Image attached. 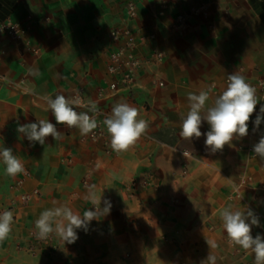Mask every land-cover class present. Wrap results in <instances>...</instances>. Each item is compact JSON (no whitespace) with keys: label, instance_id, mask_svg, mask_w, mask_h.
<instances>
[{"label":"crops","instance_id":"1","mask_svg":"<svg viewBox=\"0 0 264 264\" xmlns=\"http://www.w3.org/2000/svg\"><path fill=\"white\" fill-rule=\"evenodd\" d=\"M130 4L133 18L127 16ZM191 9L203 12L194 15ZM27 17V39L38 55L0 34V150L11 148L28 171L10 177L0 160V209L13 212L11 232L0 241V264H202L209 254L215 264L255 263L250 250L231 246L220 211L232 206L264 215L256 191L264 186V159L248 152L264 135V125L256 128L252 116L248 135L215 153L203 135L182 138L180 125L189 110L188 93L208 91L206 111L226 89L229 74L244 76L250 85L260 76L264 0H0V22L24 23ZM118 29L131 33L140 61L152 51L163 59L96 103V88L108 81L107 55L118 46L110 35ZM75 89L109 115L117 102L129 103L147 129L121 153L111 149L107 133L106 154L79 129L56 124L47 106L46 96L70 98ZM39 119L55 124L63 138L49 136L40 145L17 132L18 123ZM209 129L203 122L201 132ZM243 176L251 178V189L234 199ZM93 185L101 207L103 200L111 202L109 214L91 221L87 231L77 229L74 243L55 234L46 244L34 243L29 233H36L42 211L68 206L83 215L93 207L86 199ZM257 234L264 237V223L252 226Z\"/></svg>","mask_w":264,"mask_h":264},{"label":"clouds","instance_id":"2","mask_svg":"<svg viewBox=\"0 0 264 264\" xmlns=\"http://www.w3.org/2000/svg\"><path fill=\"white\" fill-rule=\"evenodd\" d=\"M227 81L226 89L206 111L209 92L188 93L189 110L180 125L182 138L192 140L203 135L206 137L205 146L213 153L222 150L225 145H230L234 137L242 138L248 135L249 122L259 102L256 90L246 82L244 76L231 73ZM45 100L56 124L66 125L69 129L77 128L82 136L88 135L98 127L95 116L99 111L97 105L91 101L85 102L79 92L71 98L56 95L55 98L46 96ZM77 108H84L87 111L77 112ZM259 111L260 114L252 121L256 128L264 121V115H261L264 114V105ZM90 112L94 115H89ZM139 116V109L127 102H117L113 105L111 114L103 120V124L110 136V147L114 152L128 151L145 132L148 127L147 121ZM205 121L210 129L202 133L201 126ZM16 130L33 144L38 142L44 145L49 136L55 141L63 138L56 125L45 119L25 124L18 123ZM253 152L264 159V135L253 145ZM183 155L187 157L190 153L183 151ZM0 160L5 166V173L10 177H15L25 170L24 164L14 155L11 148L0 150ZM86 199L93 207L84 211L83 215L74 212L68 206L42 211L35 221L37 238L47 239L49 235L55 234L64 242L74 243L78 239L77 229L87 231L91 221L110 213L111 202L105 199L104 206L101 207L102 195H97L95 185L89 188ZM220 218L230 242L254 253L255 264H264V237L260 234L255 237L252 235V226H259V219L254 211L251 208H245L244 211L233 210L232 206H227L220 211ZM12 223V211L5 210L0 213V241L8 237ZM207 243L209 247L216 246L213 242ZM205 262L215 264V257L209 254L202 264Z\"/></svg>","mask_w":264,"mask_h":264},{"label":"built area","instance_id":"3","mask_svg":"<svg viewBox=\"0 0 264 264\" xmlns=\"http://www.w3.org/2000/svg\"><path fill=\"white\" fill-rule=\"evenodd\" d=\"M203 12V9H191L190 14H200ZM127 16L128 18H133L135 16V11L133 5L127 6ZM32 23V18L27 17L24 23H14L9 20L0 22V34H5L12 42H24L27 46L29 52L36 56L39 53V50L31 45L30 40L27 39V34L30 30V24ZM112 41L118 46L108 53L106 58V74L108 76V81L105 85H99L95 91V102H101L105 100L108 96L113 95L119 90L128 88L140 74L144 66L146 65H158L161 64L163 55L158 51H152L148 58L144 61H140L135 55V44L132 41L131 33L126 29H118L111 33L110 35ZM159 86H162V83H159ZM255 90L258 97V106L256 107V112L253 114V121L256 118L257 114H260V107L264 105V62H262L260 76L255 80L251 85ZM79 92L83 99L82 89H75L70 98L75 96ZM84 100V99H83ZM87 111L84 108H77ZM98 113L95 114L97 119L98 127L93 130V132L86 135V140L90 143H101L105 149V153L109 154L108 149V140H107V131L106 127L103 124V120L109 116V114L101 109H98ZM89 115H94L89 113ZM264 115V114H261ZM264 125V121L261 122L259 126ZM248 152L252 158H258L254 152L253 148H249ZM22 176H28V171L24 170ZM21 182L19 181V184ZM251 178L248 176H243L239 179L237 185L235 186L233 198L239 199L241 197V191L250 188ZM87 178L84 180L83 185L87 186ZM256 191L260 193L262 199H264V186L257 187ZM33 194H36L34 192ZM30 196H25L24 200H29ZM4 210L0 209V213ZM255 215L258 217L259 222L264 223V215H261L258 212H255ZM29 237L38 244H46L50 241L51 235L47 239H38L36 233L30 232ZM229 243L231 246H234L232 242ZM28 252L31 254L35 253L33 247L28 248ZM245 264H255L253 262H247Z\"/></svg>","mask_w":264,"mask_h":264}]
</instances>
